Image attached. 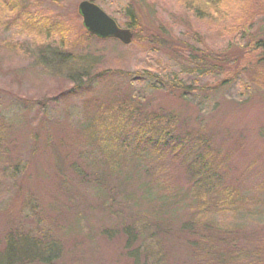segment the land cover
Segmentation results:
<instances>
[{"label":"rangeland","instance_id":"374dc122","mask_svg":"<svg viewBox=\"0 0 264 264\" xmlns=\"http://www.w3.org/2000/svg\"><path fill=\"white\" fill-rule=\"evenodd\" d=\"M81 1L0 0V264H146L154 240L136 227L145 214L162 242L155 248L165 256L161 264H200L211 246L202 237L206 229L233 233L223 245L213 240L210 264L264 262V195L252 189L264 186V85L246 76L247 85L233 80L216 89L224 74L198 71L200 55L225 48L228 38L176 0H154L175 19L178 44L169 49L157 41L124 44L88 35ZM89 1L127 27L123 0ZM245 28L264 35V13ZM179 82L192 87L182 95L173 87ZM79 84L82 93L72 90ZM134 92L147 111L177 112L186 143L198 134L209 138L212 168L216 174L223 165L225 173L216 186L232 192L231 206L216 208L222 197L215 187V199L196 201L210 203L211 211L191 212L185 163L207 143L195 141L161 158L169 190L147 189L144 164L108 171L83 128L115 97ZM95 159L102 161L87 164ZM91 178L100 179L98 190ZM25 236L52 241L44 255L53 258L15 260L20 252L11 248Z\"/></svg>","mask_w":264,"mask_h":264},{"label":"trees","instance_id":"16d2710c","mask_svg":"<svg viewBox=\"0 0 264 264\" xmlns=\"http://www.w3.org/2000/svg\"><path fill=\"white\" fill-rule=\"evenodd\" d=\"M176 1L184 7L189 6L188 9L196 18L197 16L206 17L214 26L215 33L219 29L223 32L225 38H228L225 48H212L208 54L200 55V59L204 61V65L203 68H198V71L202 74L210 73V71L224 74V78L213 85L216 89L233 80H245L246 76L250 77L251 81H255L256 84L264 85V83H261L264 80V35L257 34L255 36L252 31L248 32L245 28V26H248L252 29L260 14L264 13V0ZM148 3L151 5V9L148 8ZM120 5L121 10L124 12L123 16L126 18L124 24L132 29L134 38L137 41L145 44H154V41H157L156 43H163L168 49L178 44L176 41L179 34L173 33L175 19L170 20L168 16L164 15L163 9L157 6L154 0H123V4L120 2ZM141 17L148 19V26L142 23L143 18ZM87 34L92 35L89 32ZM163 39H167V41ZM70 56L62 57L61 60L66 61L71 58ZM106 74L107 72H103L100 76L107 78L104 77ZM72 87V90L82 93L83 89L81 88L84 86L79 84ZM173 87L176 88L175 92L179 91L183 95L186 93V89L192 86L179 82L177 85L173 84ZM133 90L135 89L133 88ZM136 95L138 96L134 92L131 95L127 94L115 97L110 104L111 106L100 109L99 114L95 115L89 124H86L83 128L89 135L87 140H89L91 148L94 150L98 149L103 155L102 160L108 163V171H121L131 162H136L138 167L139 164H144V173H146L145 176L149 179L146 181L147 189L149 191L153 189L166 190L169 188V179L166 178L168 174H165L167 166L161 163V158L169 152L186 150V144L193 145L195 143L192 142L195 141L196 144L199 142L207 143V145L201 147L202 153H198L195 158L185 163L188 181L191 184L190 192L194 197L191 204V212L195 216L198 212L209 213L211 211L210 203L202 204V201L206 195L211 196V199H215V187L220 191L222 197V202L218 203V200H216L217 202L215 201L216 208L219 209L224 204L231 206L233 199L231 200L230 196L232 192H227V187L216 186L222 183L225 173L222 172L223 165L219 166L220 168L216 171V174L212 168L209 153L213 149L208 145L210 143L209 138L205 135L201 137L198 134L197 140L192 142L187 141L186 143L181 139L179 134V117L177 112L174 110H169L166 113L147 111L141 99ZM1 138L0 142H2ZM192 145L190 146L193 147ZM190 149L192 150V148ZM220 150L216 149V153H219ZM102 160L95 159L87 164L93 167L99 165ZM106 173H103V179ZM91 174L94 175V172H91ZM160 176L162 177L159 178ZM99 182V178H91L92 186L96 190H98ZM252 189L255 191L259 190L260 192L263 191L264 195V186L262 187L260 183H254ZM148 190H146V193L149 192ZM199 196L202 197L201 205L196 202ZM143 217L144 219L141 221L137 219L133 223L135 224L138 221L136 227L142 236L144 234L146 238L154 240L147 249V257L151 256V261L148 262L146 257V264H161L165 261V256L161 253L160 249L155 250V248H161L162 242L159 239L158 232L151 226L148 215L145 214ZM213 226L215 227V225ZM132 228L134 229L135 227L131 226L130 229L132 230ZM134 230L136 231V228ZM206 230L208 233L203 234L202 237L208 238L207 242L211 246L209 245V248L206 249L208 250L206 255L204 254L203 256L202 254L200 264H210L212 260L211 256H216V254H213L216 250L213 240L223 245L233 234L231 232L220 235L216 229L214 231L210 229ZM22 243L24 245L17 246L15 244V247L13 244L11 248V250L17 249L20 252L15 260L25 257L39 259V261L53 258L44 255L45 250L54 247L55 244L52 241L50 242L46 239H40L39 241L25 236L22 239ZM40 251L43 252L42 255ZM193 254L194 257H197L199 250H195ZM140 255H142L141 249L138 251L139 261L141 260ZM253 257L252 261H254ZM257 262L259 264L264 263L262 261Z\"/></svg>","mask_w":264,"mask_h":264},{"label":"water","instance_id":"95a60500","mask_svg":"<svg viewBox=\"0 0 264 264\" xmlns=\"http://www.w3.org/2000/svg\"><path fill=\"white\" fill-rule=\"evenodd\" d=\"M78 7L83 18V25L90 33L100 38H116L124 44L132 42L134 36L132 30L121 27L113 17L95 2L83 0Z\"/></svg>","mask_w":264,"mask_h":264},{"label":"bare ground","instance_id":"6f19581e","mask_svg":"<svg viewBox=\"0 0 264 264\" xmlns=\"http://www.w3.org/2000/svg\"><path fill=\"white\" fill-rule=\"evenodd\" d=\"M240 82H243V83H247V81L246 80H239Z\"/></svg>","mask_w":264,"mask_h":264}]
</instances>
